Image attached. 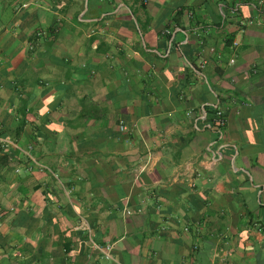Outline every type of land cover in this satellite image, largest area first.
<instances>
[{
    "label": "crops",
    "instance_id": "obj_1",
    "mask_svg": "<svg viewBox=\"0 0 264 264\" xmlns=\"http://www.w3.org/2000/svg\"><path fill=\"white\" fill-rule=\"evenodd\" d=\"M225 3L0 0V264H264V0Z\"/></svg>",
    "mask_w": 264,
    "mask_h": 264
},
{
    "label": "trees",
    "instance_id": "obj_2",
    "mask_svg": "<svg viewBox=\"0 0 264 264\" xmlns=\"http://www.w3.org/2000/svg\"><path fill=\"white\" fill-rule=\"evenodd\" d=\"M251 0H226V3H225V6H226V12H225V15H226V20H231L230 22L233 23V24H237V26L239 27V23L234 20V19H230L229 18V12H233V11H236V13H238V15L244 17V18H250V17H246V15L243 13L244 12V8H247L249 7V4H250ZM259 14L263 15L264 16V10H257ZM193 28L196 29V31L198 32V34H202V41H204L206 38L203 36L204 35V30L206 29V27H202L201 26V23H196L193 25ZM235 33L229 35V37L227 38V42H226V46L227 47H231L233 41H234V38H235ZM204 37V38H203ZM219 111H215L214 113V116L212 118V123L213 125L217 128V129H221L218 125V120H217V114H218Z\"/></svg>",
    "mask_w": 264,
    "mask_h": 264
},
{
    "label": "built area",
    "instance_id": "obj_3",
    "mask_svg": "<svg viewBox=\"0 0 264 264\" xmlns=\"http://www.w3.org/2000/svg\"><path fill=\"white\" fill-rule=\"evenodd\" d=\"M233 14L234 15H238V13H236V11H233ZM261 19L260 18H243V17H239V29L240 31H244L247 27H250V26H254L256 24H259L261 23ZM234 45L237 46L238 44L236 42H234ZM233 63V61H232ZM206 64V62H205ZM217 122H218V125L221 129H223L226 125V122H227V119L224 115L223 112L219 111L218 114H217ZM122 130H126V128L124 126H122Z\"/></svg>",
    "mask_w": 264,
    "mask_h": 264
}]
</instances>
